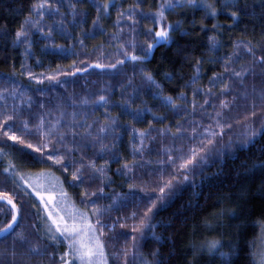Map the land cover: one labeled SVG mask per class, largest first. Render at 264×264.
<instances>
[{"label": "snow or ice", "instance_id": "1", "mask_svg": "<svg viewBox=\"0 0 264 264\" xmlns=\"http://www.w3.org/2000/svg\"><path fill=\"white\" fill-rule=\"evenodd\" d=\"M83 2L33 0L28 15L14 32L13 42L26 46L24 57L30 54L33 33L49 41L55 31L72 37L66 27L67 17L71 15L70 23L74 27L87 23V11L77 7ZM91 2L97 15L92 20V31H85L84 35H108V46L114 51L105 53L97 47L100 55L94 61H81L86 66L76 67L71 75L99 69L98 76L109 78L102 87L95 91L85 88L79 95L65 93L44 99L51 88L32 89L39 93L34 97L17 75H27L30 82L37 84L47 80L50 84L63 85L65 82L57 78L63 73L41 79L21 64L25 71L19 74H0V144L17 149L38 164L59 167L69 187L80 189L77 204L64 188L65 181L55 177L51 168L30 173L26 179L9 158L10 152L0 148V163L6 164L0 172L5 179L0 183L7 185L10 181L18 186V177L27 186L19 197L10 190H0V215L6 217L0 226V264H45V260L48 264H138V261L162 264L159 260H148L137 240V235L146 240L150 233L159 241L154 231L156 225L152 223L159 208L188 188L194 196L200 195L195 191L197 188L225 176V168L233 159H239L238 154L245 149L251 151L258 141L264 140V32L256 44L251 40H229L231 50L208 57L210 75L204 70V58H194L190 62L193 72L187 81L180 76L187 91L174 88L175 95H165L156 76L143 67L158 45L175 42L173 33L188 35L181 20L167 22V13L194 16L202 11L205 17L215 19L225 12L232 21L227 25L231 28L242 22V15L250 18L249 23H255L257 13L248 0H162L150 13L140 10L144 0H137L128 9L112 0L103 4ZM65 7L68 12L61 11ZM110 7L117 11V31L112 33L104 28L100 16L102 9L109 18ZM259 9V20L264 27V0H260ZM138 12L139 20L151 19L154 24L143 33L151 42L141 43L138 39ZM45 17L52 23H42ZM125 22H129L127 32L123 27ZM199 27L204 31V25ZM221 27L213 24L209 30L214 34L208 36L207 47L213 53L221 52ZM77 39L83 45L84 40ZM52 47L59 48L57 55L76 51L74 47L54 43ZM128 66L132 68L131 74L126 71ZM217 66L220 70L213 71ZM202 77L207 79V86L199 84ZM164 79L172 80L173 73H165ZM145 92L152 96L151 106L142 98ZM117 94L119 100H114ZM199 97L203 98L202 102ZM115 108L120 109L117 115L112 114ZM101 109L102 118L96 115ZM168 113L172 114V120L165 124L169 121ZM121 116L131 120L122 124ZM148 116L152 119L148 120ZM131 121H146L147 127L136 128ZM154 122L164 127H156ZM125 133L129 135L131 159H126L118 148ZM25 137L35 138L37 143ZM259 152L264 156V145ZM114 164L118 165L115 174L125 177V191L113 187L116 182L109 174ZM213 167L216 170L209 172ZM233 171L237 178H246L256 171L264 176V159H258L251 167L245 161L239 170ZM260 190L264 192V183ZM33 194L42 209L36 203L26 205L24 197ZM26 213L34 217L31 230L23 223ZM224 215L232 219L239 217L236 209H221L213 218ZM129 220L133 222L131 229L122 231L128 228ZM260 241L252 253V264H264V228ZM227 246L230 251H222L225 244L218 239L204 245L209 253H218L223 258L222 264H232L233 246L231 243Z\"/></svg>", "mask_w": 264, "mask_h": 264}, {"label": "trees", "instance_id": "2", "mask_svg": "<svg viewBox=\"0 0 264 264\" xmlns=\"http://www.w3.org/2000/svg\"><path fill=\"white\" fill-rule=\"evenodd\" d=\"M32 2L33 0H0V32H6V35H0V74L13 72L19 74L25 71V69L21 68V64H24L26 70L32 71L35 75L41 77V79H43V76L56 75L58 72L63 73L57 77L59 80L65 82L63 85H55V82L50 84L47 80H43V83L37 84L36 82H30L27 75H17L20 83L27 87L30 90L29 94L34 97L38 96L39 93L32 92V89L38 87L44 89L51 88L52 90L46 93L44 99H54L57 96H64L65 93L79 95L83 94L85 88L88 91H95L102 87L103 81L109 78L98 76L99 69H89L88 73L77 72L75 75H71L76 67L86 66L87 62L94 61L100 55L97 47L103 49L105 53L114 51V48L108 46V35L104 33L84 35L85 31H92V20L97 15V9L93 6L91 0H84L83 3L77 6L79 10L87 11V23L74 27L70 23L72 17L68 15L67 20L69 23H66V27L73 34L72 37H66L60 32L55 31L52 41H49L39 33H33L31 35L33 41L32 48L29 56L25 58L23 54L26 46H18L13 42L14 32L21 26L28 15ZM109 2L110 0H96V3L99 4ZM112 2L120 3L124 9H128L130 5L137 3V0H127V2L125 0H112ZM161 2L162 0H144L140 4V10L144 13H150ZM248 2L255 7L257 13L255 23H249L250 18L242 15V22H238V26L231 28L227 25H231L232 21L225 12H221L215 19L205 17L202 11H197L194 16L191 13L183 16H177L171 12L167 13V22L175 23L176 20H181L184 28L188 30V35L173 33L175 42L158 45L153 50L148 62L143 65L163 85L165 95L169 93L175 95V92H172L174 88L187 91L184 87V82L187 81L193 72L190 62L194 58H204V70L210 75L208 70L211 67V62L208 57L222 55L225 51L231 50V44L228 43L229 40H251L253 44L260 41L261 34L264 32V27H262L259 20L260 0H248ZM65 3H67V0H65ZM217 8H219V4ZM61 11L68 12V9L65 7ZM109 12L110 17L106 18L101 9L100 16L104 28L107 29L108 33H112L117 31L115 24L117 11L115 8L110 7ZM136 18L139 20V12ZM42 23L50 24L52 21L50 18L45 17V21ZM128 23L125 22L123 25L125 32L128 31ZM201 24L204 25V31L200 30L199 25ZM213 24L222 26L219 30L223 33L220 37L223 42L220 53H213L207 47L208 36L214 34L209 31ZM153 27L154 24L151 19L139 20L137 31L140 33L138 39L141 43L145 40L151 42V38L146 37L143 33ZM205 32H207V35H205ZM77 38L84 40L83 45L79 44ZM52 43L65 48L74 47L76 50L75 54L57 55L55 53L59 52V48L54 49ZM45 45H48V47L45 48ZM81 61H85V65H81ZM212 70L219 71L220 69L217 66L212 68ZM126 71L131 74V66H128ZM165 73H173V79L170 81L165 80ZM182 75L185 78L184 82L180 80V76ZM86 81L91 83H86ZM137 82L139 83V80ZM199 84L207 86V79L202 77ZM142 98L149 102V106L152 105L153 100L150 94L145 92L142 94ZM113 99L119 100V95L117 94ZM198 99L202 102L203 98L199 97ZM139 103L137 101V104ZM119 112V108L112 109L113 115H117ZM96 115L102 118L103 110H98ZM168 116L169 121H166L165 124L172 120V114L168 113ZM147 119L151 120L152 118L148 116ZM188 119H192V117H188ZM130 120L131 118L128 116H121L120 118L122 124L128 123ZM131 122L139 129L147 127L146 121L141 123ZM154 124L156 127H164V125L156 122ZM17 134L20 135L19 132ZM153 135H156V133H153ZM25 139L34 144L37 143L36 139L32 137H25ZM128 141L129 135L125 133L123 143L118 145V148L126 159H131L128 152ZM261 145H264V140L258 141L251 151L245 149L244 153L238 154L239 159H233L225 168V176L211 182H206L202 189L197 188L195 190L200 195L194 196L192 190L188 188L178 193L172 200H169L165 206L159 208L152 220V223L156 225L154 231L156 236L160 238L159 241L153 239L150 233L147 234L146 240H141L139 235H137V240L142 245L144 256L150 261L159 260L162 264H222L223 258L218 253H209L206 247H204L206 241L218 239L225 244V247L221 249L222 251H230L227 246L228 243H231L233 246L232 264H252V253L255 251V243L264 224V192L260 190L262 183H264V176L259 171H256L254 174H249L246 178H237L233 170H239L241 164L245 161L251 167L258 159H264V156H261L259 152ZM0 148H6V146L0 144ZM6 150L10 152L9 158L16 164L19 173H37L42 168H51L54 176L65 181L64 188L67 190L70 198L79 204L78 193L80 189L69 187L65 180V174L59 167H51L50 164H38L31 157L22 155L15 148H6ZM5 166V163H0V172H2ZM111 167L112 172L109 175L116 182L113 187L116 191H125V177L115 174V169L118 165L114 164ZM215 170V167H213L208 171L213 172ZM228 173L231 174L229 175ZM4 179L5 177L0 175V181ZM122 184L125 187L122 188ZM0 190H10L13 192V195L18 197L19 193L24 191L21 187L12 185L10 181L7 185L0 183ZM105 190L109 191V189ZM24 200L26 205L34 203L30 195L25 196ZM190 201L191 203H189ZM221 209H236L239 213L238 219H232L229 215L214 219V214ZM113 215L118 214L113 213ZM5 219L6 217L0 215V226H2ZM33 220L34 217L30 213H26L23 223L26 227H29ZM132 225L133 222L129 220L128 228L122 231H129ZM29 230H31L30 227ZM60 251H63V248ZM152 253H155V256ZM45 264H48L47 260H45Z\"/></svg>", "mask_w": 264, "mask_h": 264}, {"label": "rangeland", "instance_id": "3", "mask_svg": "<svg viewBox=\"0 0 264 264\" xmlns=\"http://www.w3.org/2000/svg\"><path fill=\"white\" fill-rule=\"evenodd\" d=\"M22 174H25V178L26 179H28V178H30V176H29V173H22ZM56 177V176H55ZM17 184H18V186L19 187H21L23 190H25L26 189V185H24L21 181H19V178L17 177ZM28 191H30V190H28ZM30 196H32V198H33V200H34V203H36L37 204V208H41L42 209V206L39 204V203H37V201H38V198L37 197H35V195L33 194V195H30ZM41 214H43L42 213V211H41ZM262 228H264V224H263V227ZM262 228H261V231H260V233H259V235H258V239H257V241H256V243H255V251H256V248L260 245V237H261V232H262ZM254 251V252H255Z\"/></svg>", "mask_w": 264, "mask_h": 264}]
</instances>
